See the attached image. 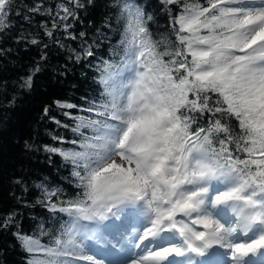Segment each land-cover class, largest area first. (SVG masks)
<instances>
[{"label":"snow or ice","instance_id":"1","mask_svg":"<svg viewBox=\"0 0 264 264\" xmlns=\"http://www.w3.org/2000/svg\"><path fill=\"white\" fill-rule=\"evenodd\" d=\"M95 3L17 11L16 0H0V41L42 44L41 61L49 45L11 36L13 14L29 24L48 16L51 26L40 27L60 49L68 48L61 30L80 41L73 63L91 64L101 45L109 53L97 65L95 99L53 101L73 126L43 108L75 136H53L69 147L43 146L62 158L75 195L62 200V189L41 181L36 204L54 223L33 218L26 232L11 210L0 215V235L13 237L24 264H264V0H159L169 29L160 38L150 4L114 0L89 42L75 25ZM10 54L0 47V57ZM40 71L36 63L14 87L31 91Z\"/></svg>","mask_w":264,"mask_h":264},{"label":"trees","instance_id":"2","mask_svg":"<svg viewBox=\"0 0 264 264\" xmlns=\"http://www.w3.org/2000/svg\"><path fill=\"white\" fill-rule=\"evenodd\" d=\"M63 0H16L17 11L37 3H43L44 7H54ZM114 0H96L95 7H90L82 13L83 24H76L75 30L86 31L89 42L96 39V29L103 31L105 19L110 9L105 5ZM150 4L149 11H154L156 21L151 30L156 38L167 37L169 29L164 13L159 11V0H144ZM13 27L11 36L27 34L41 39L43 44H48L47 62L40 60L43 45H31L27 43H15L8 39L0 41V47L10 48L11 54L0 57V81H6L7 87L0 85V215L7 211L15 210L20 213L19 220L24 231L32 232L35 227L34 219L44 220L48 225L54 223L52 214L36 204V200L42 197V193L35 185L46 181L50 187L63 190L60 199L72 198L75 187L69 183V170L65 169L62 158L43 150L44 145L54 147H69L60 144L53 136H63L66 139H74L75 136L69 129L56 125L51 119L45 118L44 107L51 109L50 116L56 117L62 124L70 127L75 121L62 115L64 110L57 108L54 100H66L70 103L86 106L87 100L97 97L99 87L96 84L98 78L97 65L100 59H108V48L101 45L96 51V59L91 64L82 60L73 63L68 59L70 49H79L80 41L65 39L62 32L56 35L68 48L60 49L52 44L49 38L43 35L40 24L51 20L48 16L38 14L32 17L31 23L23 21L22 17L12 15ZM91 22V23H89ZM114 36V32L109 34ZM118 39V37H116ZM115 41L113 40V43ZM91 59V58H90ZM36 63L41 65V71L35 75L34 87L31 91H24L14 85L19 83V77L26 76ZM15 96V102L7 101ZM73 114L86 115V113ZM29 144L32 147L26 148ZM16 180H22L23 185H17ZM27 187V192L23 187ZM17 197H21L28 205L19 204ZM55 199V198H54ZM15 229H13L14 231ZM46 239V238H45ZM10 234L0 235V264H24L25 253L18 246Z\"/></svg>","mask_w":264,"mask_h":264}]
</instances>
